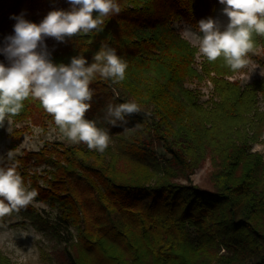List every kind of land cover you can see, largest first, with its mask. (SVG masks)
I'll return each mask as SVG.
<instances>
[{
    "label": "trees",
    "instance_id": "16d2710c",
    "mask_svg": "<svg viewBox=\"0 0 264 264\" xmlns=\"http://www.w3.org/2000/svg\"><path fill=\"white\" fill-rule=\"evenodd\" d=\"M117 3L120 13L105 17L101 31L44 41L56 64L77 55L91 63L102 45L127 61L123 81L97 75L90 84L85 118L109 130L110 144L101 155L83 143L55 141L5 158L18 162L29 190H38L34 201L55 212L46 217L29 205L12 216L27 214L63 243L64 264H264V112L257 105L264 79L244 87L228 81L236 70L223 57L203 58L200 72L194 68L197 50L174 24L198 29L201 19L214 17L218 0ZM69 8L67 0H0V48L14 35L10 17L23 13L39 24L49 11ZM253 40L264 47V36ZM0 62L7 65L2 54ZM204 76L215 100L202 102L185 86ZM130 101L141 111L126 125L108 124L107 105ZM23 104L10 116L14 123L52 125L63 136L38 100ZM202 161L211 167L209 188L191 179ZM43 164L40 184L25 168Z\"/></svg>",
    "mask_w": 264,
    "mask_h": 264
},
{
    "label": "clouds",
    "instance_id": "9594fccd",
    "mask_svg": "<svg viewBox=\"0 0 264 264\" xmlns=\"http://www.w3.org/2000/svg\"><path fill=\"white\" fill-rule=\"evenodd\" d=\"M67 2L68 10L49 11L39 24L24 19L23 13L10 17L16 21L14 35L5 37L0 48V54L7 60V65L0 62V127L8 117L18 115L23 102L31 97L52 117L63 137L102 155L110 144V134L108 129L98 127L97 121L85 118L94 95L90 84L97 75L113 83L123 81L127 61L114 48L102 45L91 63L77 55L68 65L56 64L44 41L53 38L63 43L80 33L101 31L104 18L118 15L121 8L117 0ZM218 2L227 22L201 19L198 32L186 30L185 35L198 45L209 62L223 57L231 70L245 68L251 63L248 54L255 48L253 34L264 36V0ZM140 111L136 102L109 103L104 119L117 127L126 125L127 118ZM6 157L7 161H13V152L9 151ZM17 169L18 162L7 163L0 157V218L19 213L39 195L37 189L29 190Z\"/></svg>",
    "mask_w": 264,
    "mask_h": 264
},
{
    "label": "rangeland",
    "instance_id": "374dc122",
    "mask_svg": "<svg viewBox=\"0 0 264 264\" xmlns=\"http://www.w3.org/2000/svg\"><path fill=\"white\" fill-rule=\"evenodd\" d=\"M222 8L223 6L220 4L212 19L219 20L224 24L227 22V18L222 15ZM174 27L183 39L196 48L194 68L200 72L201 62L205 57L199 52L198 45L185 35L186 30L198 32V29H193L183 22L175 23ZM248 58L251 63L247 67L236 70L234 74L226 76L225 79L236 82L242 87L264 79V47L260 44L256 45L254 50L248 54ZM211 74L213 75V73ZM185 86L198 91L202 102L208 99H216L214 86L206 76L186 82ZM257 99L259 109L264 112V96L259 94ZM14 130L20 131L19 136L14 134ZM262 139L264 140V135ZM55 141H61L65 144L72 143L61 136L52 125H47L44 129L27 124V122L14 123L8 117L5 125L0 127V157L7 158L6 154L9 151L13 152L14 157H20L29 152H37L44 144L54 143ZM253 150L262 152L263 146L256 144ZM158 154H164L162 149H158ZM44 169H47L44 164L25 168L28 173H35L38 178L39 176H46ZM210 172L209 162L202 161L195 173L191 175V179L196 185L209 188ZM178 181L185 183L183 179H178ZM39 182L41 184L44 181L39 178ZM25 185L28 187L29 182L27 181ZM30 206L36 213L46 217L55 214L43 202L33 201ZM33 221L34 219L28 217L27 214L0 218V264H64L61 257L63 243L54 239L48 230L39 227Z\"/></svg>",
    "mask_w": 264,
    "mask_h": 264
}]
</instances>
